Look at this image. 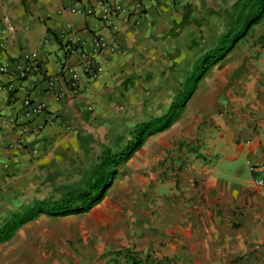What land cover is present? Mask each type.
<instances>
[{
  "label": "crops",
  "instance_id": "obj_1",
  "mask_svg": "<svg viewBox=\"0 0 264 264\" xmlns=\"http://www.w3.org/2000/svg\"><path fill=\"white\" fill-rule=\"evenodd\" d=\"M99 1L0 0V224L58 180L81 178L101 145L119 149L127 109L146 110V122L186 81L194 91L172 125L118 167L99 203L24 223L0 243V264H129L115 252L131 247L142 264H264V193L253 185L264 176V39L190 80L221 30L223 5L235 0H123L136 15L116 21L114 34L93 16L59 12ZM98 35L115 50L96 55L103 71L90 80L67 47L89 51ZM35 63L42 73L10 75ZM66 65L77 71L73 87L60 73ZM48 77L65 96L48 89ZM27 97L45 109L24 128L14 120ZM179 140L198 151H177Z\"/></svg>",
  "mask_w": 264,
  "mask_h": 264
},
{
  "label": "trees",
  "instance_id": "obj_2",
  "mask_svg": "<svg viewBox=\"0 0 264 264\" xmlns=\"http://www.w3.org/2000/svg\"><path fill=\"white\" fill-rule=\"evenodd\" d=\"M222 16V29L210 47L195 59L189 74L190 80L204 74L221 61L241 39L253 34L254 28L264 17V0H235L230 6L222 9ZM263 39L264 37L259 35L258 41L262 42ZM194 88L193 82L183 83L167 111L134 125L128 132L126 141L117 151H113L108 145H103L96 162L85 173L79 185L55 198L32 200L7 216L0 224V243L8 240L21 225L40 214L66 215L71 212L86 211L99 203L104 198L107 188L111 186L117 168L143 145L148 136L172 125ZM183 145H187L190 152L198 151V147L190 146L182 140L178 141L176 150H180ZM115 254L123 255L129 264H142L137 259L139 252L134 247L117 251Z\"/></svg>",
  "mask_w": 264,
  "mask_h": 264
},
{
  "label": "built area",
  "instance_id": "obj_3",
  "mask_svg": "<svg viewBox=\"0 0 264 264\" xmlns=\"http://www.w3.org/2000/svg\"><path fill=\"white\" fill-rule=\"evenodd\" d=\"M135 9H140L142 3L136 2ZM65 10L69 13L79 14V15H89L95 17L98 21H101L103 24H106L111 33H116L118 31V25L116 21L121 20L122 22H128L131 15H136L131 11L126 3L123 0H100L97 7H73L65 6L59 9V12ZM140 11H137L139 15ZM103 48H107L109 51L115 50L114 40L109 41L107 38L102 36H94L93 38V47L88 51L82 45L76 44L67 47L69 54L77 53L82 58L81 63L83 64V71L86 74L87 79L95 80L99 74L103 71L102 62L96 60V55H99ZM31 71H36L42 73L43 70L38 64H33L30 67L23 68L18 71L11 72L10 75L14 77L16 82H20L25 79ZM6 67L0 65V73H4ZM76 69L73 65L64 66L60 73L66 79V83H69L72 87L73 82L76 80ZM47 87L53 94H55L59 99L66 95L68 89L64 86H59L57 79L55 77H48L46 79ZM5 89L10 92L14 89V84L11 81L5 86ZM45 109V104L42 102H36L29 97L23 100L22 113L15 117V122L21 127H28L29 122L34 116L41 113ZM262 124L264 126V115L261 117ZM42 125H39L38 128H41ZM252 170V168H250ZM253 185L264 193V176H258L253 178Z\"/></svg>",
  "mask_w": 264,
  "mask_h": 264
},
{
  "label": "rangeland",
  "instance_id": "obj_4",
  "mask_svg": "<svg viewBox=\"0 0 264 264\" xmlns=\"http://www.w3.org/2000/svg\"><path fill=\"white\" fill-rule=\"evenodd\" d=\"M229 6V3H227V4H225V5H223V7H222V9L224 8V7H228ZM222 9H221V14H222ZM221 29H222V26H221ZM255 30H253V34H251V35H249L248 37H246V38H243V39H241L237 44H236V46L235 47H251L252 45H254L255 44V42L258 40V37H259V35H260V33L261 32H263V30H264V22H261L260 24H258L255 28H254ZM221 31V30H220ZM220 31H219V33H220ZM219 33H217V35L219 34ZM216 35V36H217ZM216 36L215 37H213V40L211 39L212 37H209L211 40H212V42L210 43V44H212L213 43V41H214V38H216ZM209 40V39H208ZM235 47H233L232 49H235ZM208 47H206V49H207ZM232 49H231V51H232ZM230 51V52H231ZM203 52V51H202ZM201 52V53H202ZM229 52V53H230ZM191 60H192V62H191V65H192V63H193V61H194V58H193V51H191ZM192 67V66H191ZM137 103H139V104H141L142 106L144 105V108L146 109V108H148V106H147V104H148V101H143V100H141L140 102H139V100L136 102V104ZM159 103V106H163V107H165V105H167L168 103H169V100H164V101H159L158 102ZM147 118H149V115L146 113V110H143V112H141V114H138V113H136L134 110H132V109H127L126 110V113H125V116H124V122H125V126H126V132H125V136H127L128 135V132L130 131V129H132V127L134 126V125H136L137 123H141V122H145V121H143V120H146ZM151 118H153V117H151ZM121 143H123V141H121ZM102 147H103V145H101V149H102ZM99 148V147H98ZM113 149V151H117L118 149L117 148H112ZM100 151V149L96 152V160H97V158H98V156L100 155V153L101 152H99ZM96 160H95V162H96ZM94 165V164H93ZM91 168V167H90ZM89 168V169H90ZM117 170H118V168H117ZM85 175V174H84ZM83 175V176H84ZM83 176L81 177V178H79V179H65V180H58L57 181V183H53L52 185H54L55 187H56V190H54V191H52L51 192V194L49 195V194H47V195H39V196H37V197H39V198H41V197H48V198H55V197H58V196H60L64 191H66V190H68V189H70V188H73V187H75V186H77V185H79L81 182H82V179H83ZM48 182V181H47ZM49 183H50V180H49ZM48 183V184H49ZM48 184H47V187H48ZM47 191H49V189L47 188ZM15 206V204H11V206ZM16 207H12L11 208V210H13V209H15ZM2 217V216H1ZM0 217V218H1Z\"/></svg>",
  "mask_w": 264,
  "mask_h": 264
}]
</instances>
